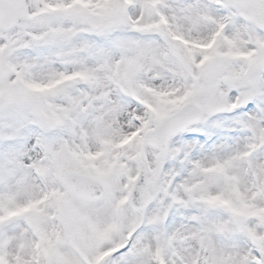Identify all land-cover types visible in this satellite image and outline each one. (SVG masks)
<instances>
[{"label":"snow or ice","instance_id":"obj_1","mask_svg":"<svg viewBox=\"0 0 264 264\" xmlns=\"http://www.w3.org/2000/svg\"><path fill=\"white\" fill-rule=\"evenodd\" d=\"M0 264H264V0H0Z\"/></svg>","mask_w":264,"mask_h":264}]
</instances>
